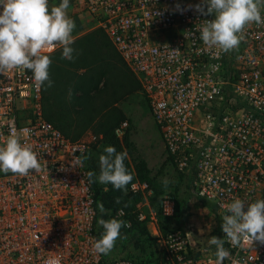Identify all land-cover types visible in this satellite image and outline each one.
Returning <instances> with one entry per match:
<instances>
[{
    "label": "built area",
    "instance_id": "2783aa9c",
    "mask_svg": "<svg viewBox=\"0 0 264 264\" xmlns=\"http://www.w3.org/2000/svg\"><path fill=\"white\" fill-rule=\"evenodd\" d=\"M199 3L69 0L72 35L75 40L100 28L138 80L172 167L212 210L217 237L231 254L223 264H264V244L233 246L222 231V216L234 199L245 201V211L264 199V24L247 25L232 51L209 48L200 28L214 15L176 8ZM41 99L30 70L0 74V146L15 132L43 166L26 177L0 172V264H215L216 246L192 244L180 231L161 233L150 206L153 191L138 180L127 191L141 198L134 220L152 225L154 259L106 261L95 253L97 213L84 157L98 138L91 131L76 141L66 138L44 119ZM127 126L122 123L115 134L121 137ZM159 208L163 217H173L170 198ZM114 217L130 225L123 210Z\"/></svg>",
    "mask_w": 264,
    "mask_h": 264
},
{
    "label": "clouds",
    "instance_id": "9594fccd",
    "mask_svg": "<svg viewBox=\"0 0 264 264\" xmlns=\"http://www.w3.org/2000/svg\"><path fill=\"white\" fill-rule=\"evenodd\" d=\"M69 6V0H61L50 10L49 0H0V74L14 68L30 70L37 88H51L54 84L49 76L52 60L45 50L50 52L60 45L62 59H75L72 33L76 25L68 15ZM176 8L181 13L194 9L203 16L214 15V19L205 20L200 28V39L205 46L219 48L225 53L238 48L247 25L264 24L261 15L264 0H201L187 9H182L179 4ZM71 96L70 88L69 98ZM127 156L126 151L118 152L115 146H106L99 156V175L89 172V182L111 184L114 189L127 192V186L133 181V175L124 163ZM83 162V158H77V165ZM42 167L32 146L21 143L19 134H9L0 146V172L26 177L33 171H42ZM167 183L164 181L165 187ZM245 205L239 198L227 205L228 214L222 216V231L233 246L241 241L264 244V199L247 204L246 211ZM99 207L103 212V205ZM98 224L103 232L92 243V249L97 254L108 255L120 238L121 229L130 225L116 218L100 219ZM208 243L216 246L215 264H223L230 257L224 239L211 236Z\"/></svg>",
    "mask_w": 264,
    "mask_h": 264
},
{
    "label": "trees",
    "instance_id": "16d2710c",
    "mask_svg": "<svg viewBox=\"0 0 264 264\" xmlns=\"http://www.w3.org/2000/svg\"><path fill=\"white\" fill-rule=\"evenodd\" d=\"M72 47L76 50L73 61L61 58L62 46L49 55L52 60L49 76L54 84L46 90L45 87H41L44 119L71 141H76L84 133L91 131L98 138L93 147L98 144L104 148L112 145L118 152L130 151L128 134L130 121L120 108V104L139 95L138 80L100 28L76 38ZM70 88L71 98H69ZM124 122L128 126L123 135L118 137L115 130ZM88 153L89 151L84 157L87 173L95 172L99 175V156L88 157ZM167 160L170 162L169 158ZM124 163L133 175L130 184L138 180L146 182L152 189L150 206L155 208L153 202L163 194L161 184L155 177L150 176L144 162H134L132 165L126 159ZM92 184L97 213L95 223L100 219L115 218L114 214L121 209L125 213L124 220H130V227L121 229V236L116 242L129 239L133 242L134 248L142 253H146L145 246H152L155 249L156 241L151 238L146 225L148 219L145 222H138L132 215L141 199L140 196L130 194L128 191L116 190L111 184L105 185L99 182ZM101 204L103 212L99 207ZM179 208V204H176L174 217H177ZM153 211L160 222L159 230L162 234H166L171 218L163 217L159 206ZM102 232V226L94 230L96 240L100 238ZM152 257L151 252L148 260L142 261L150 263Z\"/></svg>",
    "mask_w": 264,
    "mask_h": 264
},
{
    "label": "rangeland",
    "instance_id": "374dc122",
    "mask_svg": "<svg viewBox=\"0 0 264 264\" xmlns=\"http://www.w3.org/2000/svg\"><path fill=\"white\" fill-rule=\"evenodd\" d=\"M60 2L61 0H53L49 3V8L58 5ZM67 12L70 15V9ZM82 33H80V36L83 35ZM120 108L130 121L128 127L130 151L127 152L129 163L133 165L134 162H144L150 176L155 177L163 189V194L152 205L158 208L164 197L170 198L174 205L179 204L177 217L173 216L169 220L166 234L180 231L190 237L192 244L215 246L208 243L211 236L217 237L216 222L212 210L208 205L197 200L189 187L188 179L180 176L167 160V154L163 148L159 132L154 125L143 96L139 93L135 99L122 102ZM103 152L104 147L102 145L91 146L88 157L100 156ZM164 181L168 182L167 187H165ZM155 208H152V210H155ZM157 222L158 227H160V222L158 220ZM99 226L97 221L94 230ZM152 229V226H149V234L153 232ZM145 249L146 253H142L134 248L131 240L125 239L122 242H116L114 249L104 258L106 261L122 258L148 260V255L152 252V261L156 248L145 246Z\"/></svg>",
    "mask_w": 264,
    "mask_h": 264
},
{
    "label": "crops",
    "instance_id": "0c3cea01",
    "mask_svg": "<svg viewBox=\"0 0 264 264\" xmlns=\"http://www.w3.org/2000/svg\"><path fill=\"white\" fill-rule=\"evenodd\" d=\"M149 226H152V225L149 224V225L147 226L148 230H149ZM152 230H153V229H152Z\"/></svg>",
    "mask_w": 264,
    "mask_h": 264
}]
</instances>
